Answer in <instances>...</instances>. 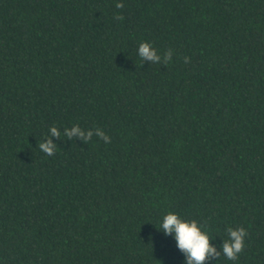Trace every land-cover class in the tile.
Returning a JSON list of instances; mask_svg holds the SVG:
<instances>
[{
	"label": "trees",
	"instance_id": "16d2710c",
	"mask_svg": "<svg viewBox=\"0 0 264 264\" xmlns=\"http://www.w3.org/2000/svg\"><path fill=\"white\" fill-rule=\"evenodd\" d=\"M169 211L264 264V0H0V264H187Z\"/></svg>",
	"mask_w": 264,
	"mask_h": 264
},
{
	"label": "clouds",
	"instance_id": "9594fccd",
	"mask_svg": "<svg viewBox=\"0 0 264 264\" xmlns=\"http://www.w3.org/2000/svg\"><path fill=\"white\" fill-rule=\"evenodd\" d=\"M117 8L123 7L118 2ZM138 55L144 59L153 61L159 60L160 56L148 42H143L138 48ZM166 60L171 59V52L166 54ZM52 135H61L60 130L53 126L49 129ZM78 133L83 139H90L93 136L92 130H82L78 125H73L71 132ZM97 137L102 138L105 142L109 137L100 129L95 131ZM41 151L47 155H53L55 145L48 141H42L39 144ZM160 227L165 234H172L180 250L186 254L187 264H204L205 260L216 253L215 245L210 243L211 236L208 231L195 219H186L176 212L169 211L164 214L160 221ZM228 239L222 244L223 255L229 260H235L244 248L246 230L244 228H228Z\"/></svg>",
	"mask_w": 264,
	"mask_h": 264
}]
</instances>
